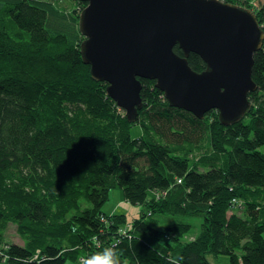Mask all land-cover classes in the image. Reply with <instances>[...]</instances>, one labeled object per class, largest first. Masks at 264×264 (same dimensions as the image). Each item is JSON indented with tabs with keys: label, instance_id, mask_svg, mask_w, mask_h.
<instances>
[{
	"label": "trees",
	"instance_id": "16d2710c",
	"mask_svg": "<svg viewBox=\"0 0 264 264\" xmlns=\"http://www.w3.org/2000/svg\"><path fill=\"white\" fill-rule=\"evenodd\" d=\"M0 1V249L8 256L0 264H79L116 240L124 264H212L213 253L264 264V43L254 56L258 89L240 121L223 125L213 109L206 127L141 78L143 108L130 122L83 61L79 15L47 0ZM224 1L253 9L264 28V0ZM188 59L205 69L198 54ZM137 124L143 131L133 137ZM113 189L146 208L131 239L121 232L126 212L103 211ZM181 196L205 213L204 230L186 242L191 223L161 229L152 216L157 204L171 213L161 202ZM239 197L246 216H228ZM11 223L24 244L3 245Z\"/></svg>",
	"mask_w": 264,
	"mask_h": 264
},
{
	"label": "water",
	"instance_id": "95a60500",
	"mask_svg": "<svg viewBox=\"0 0 264 264\" xmlns=\"http://www.w3.org/2000/svg\"><path fill=\"white\" fill-rule=\"evenodd\" d=\"M81 1L83 61L130 122L143 108L141 78L155 80L170 106L201 120L215 109L228 126L250 111L249 93L258 89L254 56L264 43L253 9L223 0ZM191 53L205 69L191 67Z\"/></svg>",
	"mask_w": 264,
	"mask_h": 264
},
{
	"label": "rangeland",
	"instance_id": "374dc122",
	"mask_svg": "<svg viewBox=\"0 0 264 264\" xmlns=\"http://www.w3.org/2000/svg\"><path fill=\"white\" fill-rule=\"evenodd\" d=\"M50 2H53L57 8L60 9L61 12H65L68 15L75 17L80 14V7L78 0H47ZM238 3H243L244 0H235ZM2 1H0L1 3ZM253 3V2H251ZM2 6V3H1ZM0 6V9H1ZM77 29H79V18H77ZM84 39V36H83ZM251 101V99H250ZM253 104V102L251 101ZM211 120L208 118L204 119V125L207 127L208 123H210ZM143 128L141 125L137 124L132 126L131 128V135L133 137H138L142 134ZM264 150V147H262ZM192 165V163H191ZM200 170H204V168H200ZM172 195V194H171ZM164 197V196H163ZM166 198V197H165ZM164 201L160 202L162 204H167L168 208H170L172 211L171 213H162L158 212V209L161 208V204L155 205V209H153V217L157 220L158 224L157 227L164 229L167 225L170 226L173 223H180V222H189L193 225V229L191 231V235H187L184 240L190 241L193 238L196 237V235H200L202 231L204 230V223H205V217L204 214L200 212V210H196L194 207H192L185 199V196H181L177 199H173V197H168L167 199H163ZM261 203L264 207V192L261 193V197L259 198ZM246 198H240L238 199L237 203L229 204V207L226 211V214L228 216L232 214H237L241 216H246ZM159 202V203H160ZM169 202H172L169 204ZM149 205V204H148ZM147 208H150L148 206ZM146 210L144 205H132L129 202L121 201L120 200V191L117 189H113L110 192L109 200L106 202V204L103 206V211L107 213H122L126 212L129 223L126 226H123V229H121V232L125 234L124 236H127L131 239V236H129V231L132 229V221L135 218H138L141 213ZM165 241H168L165 240ZM24 238L21 235V232L17 225L11 223L5 233V240L3 245L5 244H11V243H18V244H24ZM119 251L120 246L118 247ZM122 253V252H121ZM216 254H208L209 260L212 262V264H229L228 263V256L220 254L218 257L215 256ZM87 258L85 256L80 257L81 262L79 261V264H82V259ZM122 261L125 263L126 260L121 257ZM239 261L238 264H242L241 259L237 260Z\"/></svg>",
	"mask_w": 264,
	"mask_h": 264
},
{
	"label": "clouds",
	"instance_id": "9594fccd",
	"mask_svg": "<svg viewBox=\"0 0 264 264\" xmlns=\"http://www.w3.org/2000/svg\"><path fill=\"white\" fill-rule=\"evenodd\" d=\"M99 257L104 261V264H124L122 261V253L119 251L116 245H108L104 247L100 252L93 254L92 257L83 258V259H94ZM180 258H173L171 264H179Z\"/></svg>",
	"mask_w": 264,
	"mask_h": 264
},
{
	"label": "built area",
	"instance_id": "2783aa9c",
	"mask_svg": "<svg viewBox=\"0 0 264 264\" xmlns=\"http://www.w3.org/2000/svg\"><path fill=\"white\" fill-rule=\"evenodd\" d=\"M80 10H82V7L80 8ZM238 199H239V198H235V199H233V200H232V203H237V202H238ZM123 235H125V234H123ZM119 243H120V240H116V241H114L113 243H111V245H116V246H118ZM0 256H3V259H4V260L8 257L7 254L4 255L2 249H0ZM80 262H81V261H80ZM82 264H90V261H89L88 259H82Z\"/></svg>",
	"mask_w": 264,
	"mask_h": 264
},
{
	"label": "crops",
	"instance_id": "0c3cea01",
	"mask_svg": "<svg viewBox=\"0 0 264 264\" xmlns=\"http://www.w3.org/2000/svg\"><path fill=\"white\" fill-rule=\"evenodd\" d=\"M3 5V4H2ZM0 6H1V3H0ZM229 259V258H228ZM228 261V260H227ZM229 263V262H228Z\"/></svg>",
	"mask_w": 264,
	"mask_h": 264
},
{
	"label": "bare ground",
	"instance_id": "6f19581e",
	"mask_svg": "<svg viewBox=\"0 0 264 264\" xmlns=\"http://www.w3.org/2000/svg\"><path fill=\"white\" fill-rule=\"evenodd\" d=\"M79 2H82L81 0H78Z\"/></svg>",
	"mask_w": 264,
	"mask_h": 264
}]
</instances>
